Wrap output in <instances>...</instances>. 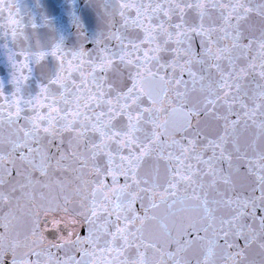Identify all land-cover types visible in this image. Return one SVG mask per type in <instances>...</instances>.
<instances>
[{
    "label": "snow or ice",
    "instance_id": "snow-or-ice-1",
    "mask_svg": "<svg viewBox=\"0 0 264 264\" xmlns=\"http://www.w3.org/2000/svg\"><path fill=\"white\" fill-rule=\"evenodd\" d=\"M12 6L0 264H191L197 245L196 264H254V247L264 264V0H100L91 50L30 37ZM24 198L30 226L13 233ZM162 206L199 217L175 237L161 222L167 247L144 230Z\"/></svg>",
    "mask_w": 264,
    "mask_h": 264
},
{
    "label": "water",
    "instance_id": "water-1",
    "mask_svg": "<svg viewBox=\"0 0 264 264\" xmlns=\"http://www.w3.org/2000/svg\"><path fill=\"white\" fill-rule=\"evenodd\" d=\"M99 3L100 0H13L12 11L15 13L17 8L19 9L20 14L17 18L25 24L26 34L34 39H39L44 44L60 42L67 50H74L80 46H83L86 50H91L98 34L105 28L101 9L98 6ZM7 14V11H5L4 16L7 17ZM33 24L35 28L32 27ZM5 43V37L0 35V89L6 95H10L14 91V85L10 83L12 68L7 60ZM47 63H54V61L49 58ZM24 91L26 95L35 94L37 85L34 78H30L26 83ZM208 126L212 127L211 123ZM9 132L10 129L7 125H4L2 134L5 140H7ZM248 138V134L245 133L242 137V143L247 141ZM249 182L247 177L237 178L239 185H247ZM28 206L27 198L21 199L18 205L14 203L12 215L8 217L7 221L11 225L13 233H23L29 228ZM8 212L9 209L5 207L4 213ZM156 215L157 220L146 222L144 226L145 235L159 240L165 247H167L168 237L161 227V222L168 225L175 237L178 235L176 229L181 224L186 226L199 219L198 215L191 211L180 213L176 217L168 216L164 206L157 210ZM72 230L82 236L87 235L86 228L79 224L75 225ZM48 239H52L51 234L48 235ZM237 242L243 246L242 240ZM171 250L174 251L175 248L173 247ZM217 252L219 253V250ZM200 254L201 247L199 245L193 246L182 253L186 260L191 261V264H196L195 257ZM249 258L254 261V264H261L259 250L255 247L249 251ZM9 259L10 257L5 258V264H8ZM201 259H203L202 256Z\"/></svg>",
    "mask_w": 264,
    "mask_h": 264
}]
</instances>
